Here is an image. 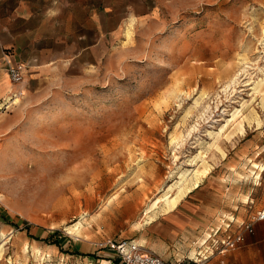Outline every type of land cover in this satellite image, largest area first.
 I'll return each instance as SVG.
<instances>
[{"label":"rangeland","instance_id":"obj_1","mask_svg":"<svg viewBox=\"0 0 264 264\" xmlns=\"http://www.w3.org/2000/svg\"><path fill=\"white\" fill-rule=\"evenodd\" d=\"M144 6L140 19L96 18L88 35L63 29L62 48L33 51L20 101L0 111V264H97L77 247L107 240L148 248L163 213L152 204L168 205L203 164L195 186L209 187L216 213L196 247L242 231L232 264H264V220L244 231L264 210V171L249 173L264 168V86L251 89L264 70V0Z\"/></svg>","mask_w":264,"mask_h":264},{"label":"crops","instance_id":"obj_2","mask_svg":"<svg viewBox=\"0 0 264 264\" xmlns=\"http://www.w3.org/2000/svg\"><path fill=\"white\" fill-rule=\"evenodd\" d=\"M177 2L178 0H0V102L20 89V85L10 82L8 68L25 64L24 76L34 72L39 51H33L41 44L52 45V52L62 48V40H57L56 37L64 35L63 29L70 30L67 33L69 36H86L89 34L86 30L97 28L96 18L108 21L121 12L124 17L136 20L142 18L144 5ZM80 13L84 15L82 20H79ZM152 13L150 12L151 15ZM202 186L200 182L175 207L152 219L151 225H156L157 236L149 242L148 248L145 239L142 242L133 240L134 243L155 252L163 259L181 260L185 264H194L192 260L196 255L210 252L212 243L202 249L196 247L198 235L212 225L211 221L216 213L212 206L204 203L202 191L206 193L210 190L208 186ZM212 194L216 193L212 191ZM162 230L166 232L162 234ZM259 233L261 235L257 236L260 240L258 242L264 244V224L259 227ZM202 243L205 245V242ZM236 248L223 254L215 252L203 264H224L225 261L232 264ZM77 249L80 254H87L83 257L92 258L97 264H111L106 253H95L96 242L80 245Z\"/></svg>","mask_w":264,"mask_h":264},{"label":"built area","instance_id":"obj_3","mask_svg":"<svg viewBox=\"0 0 264 264\" xmlns=\"http://www.w3.org/2000/svg\"><path fill=\"white\" fill-rule=\"evenodd\" d=\"M25 69V64L9 67L7 73L10 82L14 85H19L20 83H22L24 81ZM21 94L22 92L20 91H14L6 97L7 99H2V101L0 102V111L9 110L11 106H14V99L16 97L19 98V95ZM262 220H264V210L257 213L255 221L245 225L244 231L252 233L253 224L256 221ZM229 226L230 225L228 224L227 227ZM244 239V232L242 231L227 234L222 240L212 242V250H210V252L208 251L205 254L199 253L198 255H196V258L192 260V262L194 264H203L204 262L208 261L210 257L215 254V252L217 254H223L228 250L236 247L239 243H242ZM96 249H107L112 251L119 264H185L181 260L163 259L155 252L145 249L143 246L134 243V241L132 240H107L104 242L96 243Z\"/></svg>","mask_w":264,"mask_h":264},{"label":"bare ground","instance_id":"obj_4","mask_svg":"<svg viewBox=\"0 0 264 264\" xmlns=\"http://www.w3.org/2000/svg\"><path fill=\"white\" fill-rule=\"evenodd\" d=\"M130 33H128L127 31V36L129 35ZM244 59L245 60V57L244 56H239V59ZM247 61V60H246ZM239 63H241L239 61ZM242 64V63H241ZM240 64V65H241ZM246 64V62H245ZM244 65V64H243ZM247 66V65H246ZM244 67V68H241L238 72H236L232 78L229 79L228 83L224 84L223 88H222V91L223 92H227L229 91L231 88H233L235 86L236 83L239 82V78L241 77V75L246 72V69L247 67ZM261 73H262V77H259L257 80L253 81L254 83V86L251 88L252 90L254 89L255 91H260V88L262 86H264V70L260 69L259 70ZM252 83V82H251ZM7 99V98H6ZM20 101V99L18 97H16L14 99V103L17 104L18 102ZM264 104V103H262ZM262 106V105H261ZM211 109V105L210 103H207L205 106H203V110L202 112L200 113V117H205L206 114L210 111ZM245 116V115H244ZM234 117H232L233 119ZM248 118V117H247ZM230 120V118H229ZM238 122V121H237ZM195 129V126H192L191 129L189 130L188 134ZM238 130L240 132H244V125H243V122L240 121L238 123ZM206 163V162H205ZM251 168L249 169V173L251 175H256V178H259V175L260 173L259 172H262L264 171V168L260 167L259 165H257V163H254V162H251ZM207 164V163H206ZM202 166V164H201ZM210 166V165H209ZM211 167V166H210ZM198 168V167H197ZM195 169V171L193 172L190 180H187L184 176H182V181L180 182H177L176 184V190L174 191L173 195L170 197L169 199V204L166 205L165 203L162 202L161 198H157V200L152 204V207L151 208H155V207H160L162 209V211H167L169 210L170 208H173L175 207L191 190L192 188L195 186L196 182H198L203 176H205L209 170L208 166L203 164L202 168H198V169ZM255 169H259V171H255ZM147 210V209H146ZM146 212V211H145ZM149 220H151V216L149 217L148 216V219L146 222H148ZM78 229V228H77Z\"/></svg>","mask_w":264,"mask_h":264},{"label":"trees","instance_id":"obj_5","mask_svg":"<svg viewBox=\"0 0 264 264\" xmlns=\"http://www.w3.org/2000/svg\"><path fill=\"white\" fill-rule=\"evenodd\" d=\"M51 244H57V242H53V243H51ZM57 245H59V244H57Z\"/></svg>","mask_w":264,"mask_h":264}]
</instances>
